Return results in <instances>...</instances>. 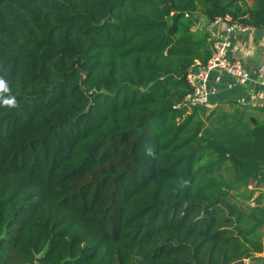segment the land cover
Listing matches in <instances>:
<instances>
[{
  "label": "trees",
  "instance_id": "16d2710c",
  "mask_svg": "<svg viewBox=\"0 0 264 264\" xmlns=\"http://www.w3.org/2000/svg\"><path fill=\"white\" fill-rule=\"evenodd\" d=\"M200 18L264 0H0V264H255L264 109L187 103Z\"/></svg>",
  "mask_w": 264,
  "mask_h": 264
},
{
  "label": "crops",
  "instance_id": "0c3cea01",
  "mask_svg": "<svg viewBox=\"0 0 264 264\" xmlns=\"http://www.w3.org/2000/svg\"><path fill=\"white\" fill-rule=\"evenodd\" d=\"M198 25L211 41L223 38L230 41L228 58L239 62L248 76L240 84L233 77L214 71L209 80V87L214 92L209 97L210 108H247V112L261 118L255 109H264V82L262 83L258 74V70L264 68V27L227 33L224 23L208 22L204 18L199 19ZM250 121L255 124V117L252 116ZM252 261L255 264H264V241L262 252Z\"/></svg>",
  "mask_w": 264,
  "mask_h": 264
},
{
  "label": "built area",
  "instance_id": "2783aa9c",
  "mask_svg": "<svg viewBox=\"0 0 264 264\" xmlns=\"http://www.w3.org/2000/svg\"><path fill=\"white\" fill-rule=\"evenodd\" d=\"M226 20H217L214 23H224L227 33H231L235 30H248V28L228 25ZM229 47L230 41L226 38L214 40L212 42V53L206 65L192 68L187 72L186 81L191 88V94L186 100L189 105L210 108L209 97L214 92L209 87V80L214 71L225 73L236 79L240 84H243L245 80H247V73L244 71L241 64L228 58L227 51ZM258 74L263 83L264 68H260Z\"/></svg>",
  "mask_w": 264,
  "mask_h": 264
},
{
  "label": "clouds",
  "instance_id": "9594fccd",
  "mask_svg": "<svg viewBox=\"0 0 264 264\" xmlns=\"http://www.w3.org/2000/svg\"><path fill=\"white\" fill-rule=\"evenodd\" d=\"M11 90L8 81L0 78V96H5L2 103L9 109H15L17 107V102L14 95L10 94Z\"/></svg>",
  "mask_w": 264,
  "mask_h": 264
},
{
  "label": "water",
  "instance_id": "95a60500",
  "mask_svg": "<svg viewBox=\"0 0 264 264\" xmlns=\"http://www.w3.org/2000/svg\"><path fill=\"white\" fill-rule=\"evenodd\" d=\"M263 27H264V26H263ZM72 66H77V67H79V68H82V64L78 61V59H76V60L73 62ZM94 95H95V93L92 92V93L89 94V97L92 98V96H94ZM241 263H242V262H241Z\"/></svg>",
  "mask_w": 264,
  "mask_h": 264
},
{
  "label": "rangeland",
  "instance_id": "374dc122",
  "mask_svg": "<svg viewBox=\"0 0 264 264\" xmlns=\"http://www.w3.org/2000/svg\"><path fill=\"white\" fill-rule=\"evenodd\" d=\"M221 109H224L227 112H232V110L229 109L228 107H224V108H221ZM252 186H253V183H251L250 188H252ZM259 187H260V189H262L264 191V184H261Z\"/></svg>",
  "mask_w": 264,
  "mask_h": 264
}]
</instances>
